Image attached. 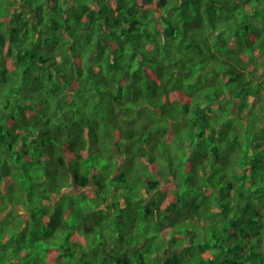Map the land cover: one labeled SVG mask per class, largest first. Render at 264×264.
I'll list each match as a JSON object with an SVG mask.
<instances>
[{
  "label": "trees",
  "instance_id": "1",
  "mask_svg": "<svg viewBox=\"0 0 264 264\" xmlns=\"http://www.w3.org/2000/svg\"><path fill=\"white\" fill-rule=\"evenodd\" d=\"M0 264H264V0H0Z\"/></svg>",
  "mask_w": 264,
  "mask_h": 264
},
{
  "label": "rangeland",
  "instance_id": "2",
  "mask_svg": "<svg viewBox=\"0 0 264 264\" xmlns=\"http://www.w3.org/2000/svg\"><path fill=\"white\" fill-rule=\"evenodd\" d=\"M79 96L80 95H76L75 97V99H77V98H79ZM78 100V99H77ZM247 119H248V117H247ZM98 142H95V141H93V143H99V144H101V143H105V142H103L102 141V138H101V140H97ZM95 147H96V144H93ZM100 146L101 145H99V148H100ZM104 149H106V148H104ZM98 150V149H97ZM108 158H109V156H108V154H105V153H101L100 154V156H99V162H101V163H105L107 160H108ZM136 162H134V164H135ZM111 164H114V162L112 161L111 162ZM100 170H102V172H105V171H107L108 170V167H103V168H100ZM80 188H78V187H75L74 189H72V192L73 193H79L80 192ZM75 198V197H74ZM5 223V226H10L11 225V221H5L4 222ZM15 223V222H14ZM18 223H16V225H17Z\"/></svg>",
  "mask_w": 264,
  "mask_h": 264
}]
</instances>
